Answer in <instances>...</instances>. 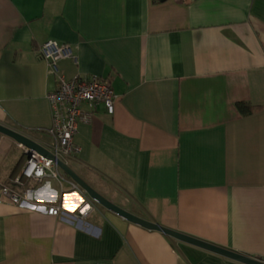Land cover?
Wrapping results in <instances>:
<instances>
[{
	"label": "crops",
	"instance_id": "crops-1",
	"mask_svg": "<svg viewBox=\"0 0 264 264\" xmlns=\"http://www.w3.org/2000/svg\"><path fill=\"white\" fill-rule=\"evenodd\" d=\"M50 39L76 58L58 61L62 75L105 79L116 96L112 114L96 103L78 124L65 164L135 216L264 260V0H0V124L40 145L56 76L36 48ZM15 143L0 133V180L20 191ZM77 186L25 182L58 216L0 202V264H241Z\"/></svg>",
	"mask_w": 264,
	"mask_h": 264
},
{
	"label": "built area",
	"instance_id": "built-area-1",
	"mask_svg": "<svg viewBox=\"0 0 264 264\" xmlns=\"http://www.w3.org/2000/svg\"><path fill=\"white\" fill-rule=\"evenodd\" d=\"M36 56L43 60L56 76L54 90L46 94L51 111V126L47 129L50 139L47 144L41 145L52 157L16 142L15 148L24 157L20 176L13 180L14 184L20 187V191L10 188L0 180V202L28 209H42L49 215L58 216L63 213L61 206L55 203L46 206L33 203L30 200V190L25 188V182L54 179L59 184L60 192L66 191L64 182L68 183L69 189L78 188L73 181H66L57 160L66 163L67 158L79 152L80 148L74 140L78 124L90 122L92 108L96 103L103 104L106 112L112 114L116 96L109 81L105 79L92 75L67 79L59 72V60L69 58L76 61L68 44L46 40L36 48ZM84 103L87 109L81 107ZM86 207L89 208L87 202L78 212L83 213Z\"/></svg>",
	"mask_w": 264,
	"mask_h": 264
},
{
	"label": "water",
	"instance_id": "water-1",
	"mask_svg": "<svg viewBox=\"0 0 264 264\" xmlns=\"http://www.w3.org/2000/svg\"><path fill=\"white\" fill-rule=\"evenodd\" d=\"M0 133L12 138L16 142L24 144L26 147L30 149H35L39 151L40 153H44L48 155L49 157H52L49 154V152H47L46 149H44L40 144L36 143L31 138H29L28 136L18 131H15L11 128H8L0 124ZM57 163H58V166L61 167L68 176H70L81 188H83V190L86 192V194L89 196L91 200L95 201L96 203H98L99 205L107 209L108 211L120 216L121 218L129 222L135 223L139 226H142L150 230H156V231L162 232L168 237H171L178 241L185 242V243L206 249L208 251L220 254L224 257L237 261L241 264H264V260L260 258L246 256L244 254L212 244L210 242H206L204 240L190 236L188 234H184L182 232L172 230L156 222L148 221L138 216H135L131 214L130 212L120 208L115 203L108 200L101 194H99L96 190H94L91 186H89L81 178H79L64 162H62L61 160H57Z\"/></svg>",
	"mask_w": 264,
	"mask_h": 264
},
{
	"label": "trees",
	"instance_id": "trees-1",
	"mask_svg": "<svg viewBox=\"0 0 264 264\" xmlns=\"http://www.w3.org/2000/svg\"><path fill=\"white\" fill-rule=\"evenodd\" d=\"M236 108L241 114H249L256 110H259V106H252L247 102H236Z\"/></svg>",
	"mask_w": 264,
	"mask_h": 264
},
{
	"label": "rangeland",
	"instance_id": "rangeland-1",
	"mask_svg": "<svg viewBox=\"0 0 264 264\" xmlns=\"http://www.w3.org/2000/svg\"><path fill=\"white\" fill-rule=\"evenodd\" d=\"M13 158H15V154H13V153L10 151L7 159H13Z\"/></svg>",
	"mask_w": 264,
	"mask_h": 264
},
{
	"label": "snow or ice",
	"instance_id": "snow-or-ice-1",
	"mask_svg": "<svg viewBox=\"0 0 264 264\" xmlns=\"http://www.w3.org/2000/svg\"><path fill=\"white\" fill-rule=\"evenodd\" d=\"M67 199V198H66Z\"/></svg>",
	"mask_w": 264,
	"mask_h": 264
}]
</instances>
